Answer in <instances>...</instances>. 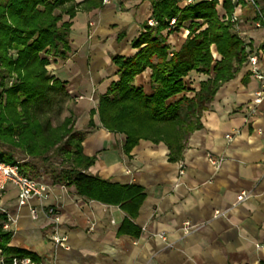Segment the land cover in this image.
I'll return each instance as SVG.
<instances>
[{
	"label": "crops",
	"instance_id": "0c3cea01",
	"mask_svg": "<svg viewBox=\"0 0 264 264\" xmlns=\"http://www.w3.org/2000/svg\"><path fill=\"white\" fill-rule=\"evenodd\" d=\"M178 3L187 5L185 0ZM259 5L264 12V0ZM152 11L151 0H111L100 9L77 12L71 21L63 19L72 23L73 53L56 59L52 70L76 96V126L88 131L83 154L95 162L87 173L141 187L144 197L131 217L118 205L80 196L74 186L41 180L50 189L44 205L59 208L66 250L49 239L42 212L34 221L28 207H18L17 188L9 185L3 206L17 220L7 247L34 257L32 264H264V103L254 106L260 83L245 63L233 80L221 85L200 118L201 127L182 142L179 153H172L166 141L141 139L127 154L125 135L100 123V97L119 80L113 58L138 53L132 42L145 31ZM244 18L246 39L264 47V31L255 28L253 12L244 10ZM188 37L182 29L169 35L167 43L179 51ZM150 79L147 69L135 80L147 95L153 94ZM208 79L192 72L184 82L194 95ZM176 155L178 160H172ZM210 157L220 161L218 167ZM241 192L248 198L237 204ZM31 204L39 207L37 201ZM126 220L139 229L138 236L122 231ZM185 224L193 227L189 233L183 231Z\"/></svg>",
	"mask_w": 264,
	"mask_h": 264
},
{
	"label": "trees",
	"instance_id": "16d2710c",
	"mask_svg": "<svg viewBox=\"0 0 264 264\" xmlns=\"http://www.w3.org/2000/svg\"><path fill=\"white\" fill-rule=\"evenodd\" d=\"M151 4L152 19L157 26L145 25V31L132 42L137 54L130 58H113L119 80L100 97L97 109L103 128L125 135L124 151L127 154L141 139L166 141L172 153H179L182 142L201 127L200 118L221 85L236 77L247 58L243 42L231 23L219 17L217 1L200 0L183 7L179 6L178 0H151ZM101 6L102 0H85L82 3H77V0H0V89H7L8 97L16 98L13 104L24 110L27 120L24 130L32 125L29 109L46 106L48 99L54 98L51 96L64 93L63 83L59 80H53V86L49 84L52 80L46 68L51 56L54 60L65 59L72 52L70 21L79 11ZM224 7L228 14L232 13L233 8L228 1ZM65 16L70 21L64 22ZM172 18H177L174 26H170ZM182 29L189 32V37L179 51H174L167 43V37ZM147 69L151 70L152 95H147L135 84L136 78ZM192 72L207 75L209 79L189 97L186 93L191 90L186 87L184 79ZM8 79L14 81L10 87ZM69 122L65 120L64 127ZM93 126L91 121L89 127ZM9 131L19 134V128ZM36 132L35 141L41 145L28 148L33 156L45 153L47 149L43 142H38L44 135L43 131ZM87 134L88 131L76 132L70 137L63 154H73L75 165L62 171L54 183L74 186L80 196L118 205L133 217L144 197L142 188L112 184L88 174L87 170L95 158L83 154L82 143ZM3 136L0 133V138ZM61 137L47 135V139L55 142ZM178 157L173 156L172 160ZM0 162L16 163L12 155L1 151ZM21 168L27 174V167L21 165ZM122 231L135 237L140 233L127 220ZM11 238L10 234L0 233L4 264H12L14 257H30L33 263L35 259L31 255L7 247Z\"/></svg>",
	"mask_w": 264,
	"mask_h": 264
},
{
	"label": "rangeland",
	"instance_id": "374dc122",
	"mask_svg": "<svg viewBox=\"0 0 264 264\" xmlns=\"http://www.w3.org/2000/svg\"><path fill=\"white\" fill-rule=\"evenodd\" d=\"M103 5L104 4L102 0V6ZM218 14L222 21L229 23V21L225 19L222 12H218ZM203 28H205V26ZM211 50L216 57L215 47L212 46ZM72 53L73 48L68 57ZM49 59L50 64L46 69L49 77L52 80L49 84L53 86V80H58L53 74V63L59 58L54 60V58L51 56ZM13 82L14 81L12 79H8V86L10 87ZM1 93L3 94L2 97H0V133L4 134L5 136L0 138V151L9 153L16 162H19L21 165H23V167H27L25 168L26 173L34 179L38 181L45 180L48 183H54L55 180L59 179L62 171L70 169L75 165V156L73 154H63L65 146L70 140V137H72V135L76 132L86 131L80 130L78 126H76L78 113L75 105L76 96L68 91L64 86V93L51 96L54 98H49V103L46 106L41 107L43 109L37 108V106L29 109L28 116H30L32 119V125H29V127L24 130V126L27 125L24 110H22L20 105L13 104V102L16 101V98L8 97L7 89H0V94ZM186 94L189 97L193 96L191 92H187ZM19 99L24 100L23 96H19ZM65 120L70 121L66 127H64ZM15 128H19L20 135L9 131L10 129ZM37 130L39 132L40 130L43 131L44 135L42 138L38 139V142H43L45 148L47 149H45V153H41L38 156H33L29 153L28 148L41 145L35 141V139H37L35 136ZM47 135L51 137H53V135L55 137H64H61L59 141L55 142V140L47 139ZM72 151H74V149Z\"/></svg>",
	"mask_w": 264,
	"mask_h": 264
},
{
	"label": "built area",
	"instance_id": "2783aa9c",
	"mask_svg": "<svg viewBox=\"0 0 264 264\" xmlns=\"http://www.w3.org/2000/svg\"><path fill=\"white\" fill-rule=\"evenodd\" d=\"M111 0H103V4H109ZM186 4H194L200 0H185ZM207 2L217 1V11L222 12L225 19L228 20L238 37L242 40L247 54L246 66L252 77H254L260 83V88L254 93V106L257 107L264 103V63L262 58L264 57V47H254L250 44V41L246 39L243 32V25L245 24L244 10L249 9L254 14V26L256 29L264 31V12L259 5V0H204ZM228 1L233 11L228 14L225 11L224 3ZM177 22V18L170 20V26H174ZM150 27H156L157 23L150 19L148 21ZM260 134L264 137V130L260 131ZM228 142H231L234 138L231 134L226 135ZM210 161L217 167L220 161L210 157ZM264 165V162H263ZM9 185H13L18 191V207H28L30 217L32 220L37 221L40 218L42 212L49 226V239L55 246L68 250V236L61 232V215L59 208L52 205H44L43 201L48 199L50 189L42 181H38L28 174L22 171L21 164L16 162L15 164H9L6 162H0V233L10 234L11 237L15 232L16 217L11 215L8 210L3 206V197L7 191ZM248 198L246 192H241L237 197V204L245 201ZM32 201H37L39 207L33 206ZM216 216H220L217 212ZM193 229L189 224H185L183 231L189 233ZM162 240H165L163 234L158 235ZM4 257H0V264H4ZM12 264H32L30 257L12 259Z\"/></svg>",
	"mask_w": 264,
	"mask_h": 264
}]
</instances>
